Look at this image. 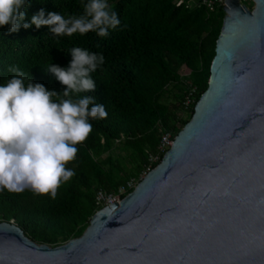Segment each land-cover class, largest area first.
<instances>
[{
    "label": "water",
    "instance_id": "obj_1",
    "mask_svg": "<svg viewBox=\"0 0 264 264\" xmlns=\"http://www.w3.org/2000/svg\"><path fill=\"white\" fill-rule=\"evenodd\" d=\"M227 0L207 90L161 162L79 238L0 222V264H264V0Z\"/></svg>",
    "mask_w": 264,
    "mask_h": 264
},
{
    "label": "trees",
    "instance_id": "obj_2",
    "mask_svg": "<svg viewBox=\"0 0 264 264\" xmlns=\"http://www.w3.org/2000/svg\"><path fill=\"white\" fill-rule=\"evenodd\" d=\"M88 0H28L25 21L41 9L64 18L79 17ZM120 24L106 37L89 31L81 35L56 36L49 26L22 25L9 32L0 27V84H5L15 66L48 90L62 92V85L46 68H67L73 47L87 49L105 58L91 74L93 92L72 94L73 99L92 96L103 104L106 119H92V131L77 144L78 152L66 168L74 175L62 182L53 199L31 188L15 192L0 189V222L14 223L35 243L62 246L79 238L97 210L95 192H115L129 181H141L151 158L158 156L162 129L173 138L192 118L195 105L209 86L217 41L222 35L225 8L209 11L179 0H107ZM254 7V2L248 4ZM189 71L183 75L181 70ZM189 85L197 90L196 103L178 114ZM57 100V97H53ZM91 104L89 108H91ZM161 156V160L163 159ZM134 188H129L130 193ZM126 195V194H125Z\"/></svg>",
    "mask_w": 264,
    "mask_h": 264
},
{
    "label": "clouds",
    "instance_id": "obj_3",
    "mask_svg": "<svg viewBox=\"0 0 264 264\" xmlns=\"http://www.w3.org/2000/svg\"><path fill=\"white\" fill-rule=\"evenodd\" d=\"M27 6L28 0H0V27L9 25V32H16L21 25H46L56 36L93 31L106 37L120 24L107 0H88L82 15L67 19L57 12L45 16L41 9L30 23L24 22ZM70 53L67 68L54 64L46 68L66 86L62 92L32 80L25 86V74L15 66L9 68L15 75L0 84V189L20 192L27 187L54 199L61 183L75 174L66 165L75 159L76 145L92 131L89 117L107 118L103 104L95 103L94 97L72 98L73 93L95 91L91 74L103 65L104 56L80 47Z\"/></svg>",
    "mask_w": 264,
    "mask_h": 264
},
{
    "label": "built area",
    "instance_id": "obj_4",
    "mask_svg": "<svg viewBox=\"0 0 264 264\" xmlns=\"http://www.w3.org/2000/svg\"><path fill=\"white\" fill-rule=\"evenodd\" d=\"M227 0H179V4L184 2L187 3L188 6L191 7H205L209 11H215L216 9L223 7L225 8L228 3ZM243 4H248L252 2V0H241ZM197 90L195 86L189 85L185 99H183L181 109L179 110V115L186 113L187 110L192 107L197 100ZM161 141L158 147V156L151 158V163H158L161 161V156L165 155L173 146L174 138L172 133L161 129ZM153 166H149L146 171L143 173L141 181L144 177L153 170ZM140 181V182H141ZM140 182L135 180L129 181L127 185H122L115 192H106L105 190L99 188L95 192V205L97 206V210L108 205H112L114 203H119L122 199L128 194L126 193L129 188H135ZM126 194V195H125Z\"/></svg>",
    "mask_w": 264,
    "mask_h": 264
},
{
    "label": "rangeland",
    "instance_id": "obj_5",
    "mask_svg": "<svg viewBox=\"0 0 264 264\" xmlns=\"http://www.w3.org/2000/svg\"><path fill=\"white\" fill-rule=\"evenodd\" d=\"M181 73H182L183 75H186V74L189 73V71H188L187 69L183 68V69L181 70ZM178 114H179V111H178ZM183 115H184V114H182L181 116H183ZM160 129H162V125H160ZM172 133H174V132H172Z\"/></svg>",
    "mask_w": 264,
    "mask_h": 264
}]
</instances>
